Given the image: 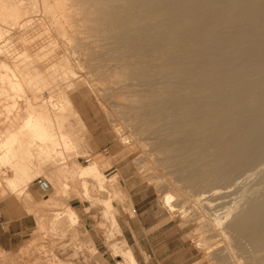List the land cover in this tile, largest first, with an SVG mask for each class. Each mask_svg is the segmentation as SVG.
Returning a JSON list of instances; mask_svg holds the SVG:
<instances>
[{
	"label": "rangeland",
	"instance_id": "374dc122",
	"mask_svg": "<svg viewBox=\"0 0 264 264\" xmlns=\"http://www.w3.org/2000/svg\"><path fill=\"white\" fill-rule=\"evenodd\" d=\"M6 1L8 10H1L0 4V34H4L0 35V64L7 63L11 71L0 67V79L12 76L13 71V81L21 89L0 80V200L12 192L4 181L23 176V171L19 174L23 165L30 173L29 185L44 178L51 188L40 193L35 231L17 253L0 252V264H130L123 256L126 249L131 250L136 264H262L264 252L257 253L228 225L247 196L254 198L264 192V168L241 174L238 179L247 173L245 177L250 178L235 180L239 183L234 186L236 191L233 185L225 190L220 185L209 193L188 187L181 177L185 174L178 173L180 167L160 155L157 135L141 133L143 126L134 122L131 108L138 107L134 101H144L146 89L119 79V70L112 62L118 56L117 46L92 31L90 17L76 5L70 8L72 12L54 3L50 11H43L39 0ZM16 7H21L17 13L25 11L33 21L29 23L31 19L23 13L24 18H15L19 15L10 8ZM63 15L69 16L68 21ZM64 57L70 68L60 64ZM70 102L88 132L83 133L74 115L70 117L74 110ZM61 114L69 116L64 130L79 139L71 150L59 147L62 155L50 148L52 153L45 159L38 152L34 134L25 126L27 122L46 125L50 121L57 126ZM7 140L12 142L8 159L1 148ZM94 162L99 165V174L89 179L87 197L77 173ZM18 187L12 193L31 201L25 196L29 186L21 182ZM167 196L172 197V207L166 204ZM67 208L75 211L77 220L70 223L65 219ZM215 219L222 222L217 224ZM124 229H132L135 236L123 233Z\"/></svg>",
	"mask_w": 264,
	"mask_h": 264
},
{
	"label": "bare ground",
	"instance_id": "6f19581e",
	"mask_svg": "<svg viewBox=\"0 0 264 264\" xmlns=\"http://www.w3.org/2000/svg\"><path fill=\"white\" fill-rule=\"evenodd\" d=\"M51 1L39 0L41 9L43 7V11H50L53 3L58 7H69V10L73 5L79 6L84 15L90 17L88 22L93 28L92 31L99 34L100 38L102 36L111 40L113 43L110 42L109 45L117 46L114 49H117L118 56H115L112 62L117 66L116 71L119 70L116 73L119 79L146 89H141L146 92L144 101H134L138 107L131 108V112H135V115H132L134 122L143 126L141 133L152 132L157 135L156 148L158 147L160 155L166 157L167 163L172 162L171 164L180 167L181 172L178 173L183 172L182 174L186 175L181 177L187 180L185 183L188 187L207 193L220 185L223 186V189L221 186L218 188L221 190L232 185L234 188L239 184L235 180L241 174L264 168V0ZM8 3L1 0V10H8ZM10 9L17 13L21 7ZM21 13L23 12H18L19 16L15 18L25 14L32 18L25 11L23 16ZM59 15L61 18V13ZM66 16L63 15L64 20L69 19V16ZM31 21L33 19L29 23ZM64 36L66 34L63 33ZM60 62L64 67L70 68V63L65 57L60 58ZM6 64H0V67L10 73L11 69ZM12 73L15 77L13 71ZM12 76L6 74L1 79L8 82L10 87L16 85L14 87L21 89ZM69 106L74 109L70 117L74 115L79 126H82L80 129L85 130L83 133L88 132L74 105L70 102ZM61 115V123L57 126L53 121L46 125L27 122L25 126L34 134L35 141L38 142V152L41 153L40 156H45V159L52 153L50 148L54 149L55 154L62 155L64 152L58 154L59 147L71 150L72 144L79 139L75 133H67V128L64 130V121L69 116ZM152 142L155 143L156 140ZM11 146L12 142L7 140L1 147L4 148L3 155H6L7 159L12 155ZM72 150L74 151V148ZM20 169L19 174L23 171V176L18 175L4 181L9 191H17L21 182L28 187L32 181L29 180L31 177L28 167L23 165ZM98 174L99 165L96 162L81 168L77 173L79 180L84 181L83 188L87 197H90L89 179ZM247 177L245 178H250ZM241 178L238 180L241 181ZM240 187L238 185L241 190ZM234 189L229 190L235 192L237 188L235 191ZM231 191L229 193H232ZM247 197L244 206L238 213L235 212L228 228L246 239L257 253L264 252V192L252 197L253 199L251 196ZM165 201L172 207L171 196H167ZM63 215L70 223L78 219L71 208H67ZM55 217L59 221L60 217ZM220 221L217 224H220ZM123 256L128 263L136 264L130 249H126ZM261 256L264 260V254Z\"/></svg>",
	"mask_w": 264,
	"mask_h": 264
},
{
	"label": "crops",
	"instance_id": "0c3cea01",
	"mask_svg": "<svg viewBox=\"0 0 264 264\" xmlns=\"http://www.w3.org/2000/svg\"><path fill=\"white\" fill-rule=\"evenodd\" d=\"M40 193L42 192L38 186L31 184L25 192V196H29L31 201L24 195L19 196L16 193H11L0 200V252L17 253L35 231L37 228L35 212L40 208ZM123 233L135 236L132 229L129 231L124 229Z\"/></svg>",
	"mask_w": 264,
	"mask_h": 264
},
{
	"label": "built area",
	"instance_id": "2783aa9c",
	"mask_svg": "<svg viewBox=\"0 0 264 264\" xmlns=\"http://www.w3.org/2000/svg\"><path fill=\"white\" fill-rule=\"evenodd\" d=\"M86 162L87 163H90L91 162V159L90 158L87 159ZM36 184H37L39 190L42 193L48 192L50 190V188H51V185L44 178H37L36 179Z\"/></svg>",
	"mask_w": 264,
	"mask_h": 264
}]
</instances>
